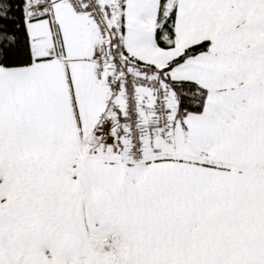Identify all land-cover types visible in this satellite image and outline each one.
Segmentation results:
<instances>
[{
  "label": "snow or ice",
  "instance_id": "1",
  "mask_svg": "<svg viewBox=\"0 0 264 264\" xmlns=\"http://www.w3.org/2000/svg\"><path fill=\"white\" fill-rule=\"evenodd\" d=\"M0 264H264V0H0Z\"/></svg>",
  "mask_w": 264,
  "mask_h": 264
}]
</instances>
